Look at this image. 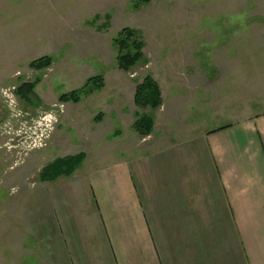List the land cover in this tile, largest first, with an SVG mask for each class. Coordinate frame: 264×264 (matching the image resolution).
<instances>
[{"label": "rangeland", "instance_id": "obj_1", "mask_svg": "<svg viewBox=\"0 0 264 264\" xmlns=\"http://www.w3.org/2000/svg\"><path fill=\"white\" fill-rule=\"evenodd\" d=\"M124 27L144 44L130 71L118 68L113 43ZM42 56L51 57L48 67L29 66ZM146 75L161 91L156 110L134 104ZM91 76H101V89L59 101ZM25 82H35L28 100L16 93ZM182 98L196 100L185 108ZM262 109L264 0H149L138 8L132 0H0V264H45L61 224L93 206L90 184L101 200L116 199L94 180H122L137 164L146 176L157 164L164 182L165 148L179 143L187 155L181 131L191 122L210 129ZM144 113L153 114V131L140 136L132 124ZM78 153L71 175L40 180L48 163Z\"/></svg>", "mask_w": 264, "mask_h": 264}, {"label": "crops", "instance_id": "obj_2", "mask_svg": "<svg viewBox=\"0 0 264 264\" xmlns=\"http://www.w3.org/2000/svg\"><path fill=\"white\" fill-rule=\"evenodd\" d=\"M189 125L187 155L179 143L165 148L164 182L157 164L146 176L137 164L122 180H94L116 199L101 200L90 184L93 206L61 224L45 264H264V109L210 129Z\"/></svg>", "mask_w": 264, "mask_h": 264}, {"label": "trees", "instance_id": "obj_3", "mask_svg": "<svg viewBox=\"0 0 264 264\" xmlns=\"http://www.w3.org/2000/svg\"><path fill=\"white\" fill-rule=\"evenodd\" d=\"M132 2L133 6L138 8L140 5L149 2V0H132ZM113 43L117 50L116 62L119 69L130 71L143 58L142 48L144 44L137 30L129 27L122 28L113 39ZM50 64L51 57L42 56L32 60L29 66L33 69H42ZM34 86L35 82L22 83L17 87L16 93L21 99L28 100V96L33 95ZM102 87L103 80L101 76H91L85 80L80 88L61 93L58 99L61 102L77 103L82 97L88 96ZM133 100L134 104L140 109H158L162 104V98L157 82L149 75L144 76L135 88ZM153 122V114H140L133 122L132 128L138 135L146 136L151 133ZM82 160V153L56 158L41 169L39 178L41 181H53L60 176H69L81 165Z\"/></svg>", "mask_w": 264, "mask_h": 264}]
</instances>
